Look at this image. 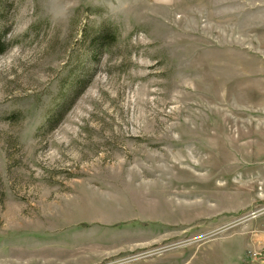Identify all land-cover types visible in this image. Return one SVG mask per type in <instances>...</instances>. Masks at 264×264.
Masks as SVG:
<instances>
[{"label":"rangeland","instance_id":"obj_1","mask_svg":"<svg viewBox=\"0 0 264 264\" xmlns=\"http://www.w3.org/2000/svg\"><path fill=\"white\" fill-rule=\"evenodd\" d=\"M0 39V264H264V0H0Z\"/></svg>","mask_w":264,"mask_h":264},{"label":"trees","instance_id":"obj_2","mask_svg":"<svg viewBox=\"0 0 264 264\" xmlns=\"http://www.w3.org/2000/svg\"><path fill=\"white\" fill-rule=\"evenodd\" d=\"M98 41H99V46L100 47H104L107 46V44H109L111 41L114 40L115 35L114 34H105V33H101L97 36ZM5 49V44L3 42H1L0 39V53H2Z\"/></svg>","mask_w":264,"mask_h":264}]
</instances>
